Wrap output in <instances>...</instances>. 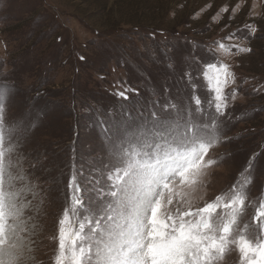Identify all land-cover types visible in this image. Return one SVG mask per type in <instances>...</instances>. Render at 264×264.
I'll list each match as a JSON object with an SVG mask.
<instances>
[{"label": "rangeland", "instance_id": "rangeland-1", "mask_svg": "<svg viewBox=\"0 0 264 264\" xmlns=\"http://www.w3.org/2000/svg\"><path fill=\"white\" fill-rule=\"evenodd\" d=\"M241 39L250 52L232 45ZM263 57L264 0H0V83L13 88L5 123L20 124L12 160L35 193L25 197L29 233L23 235L32 250L21 264H55L73 177L83 190L76 194L103 208L112 142L151 125L153 113L175 118L167 105L195 112L193 97L205 109L204 121L215 116L221 141L205 156L216 163L200 183L177 180L173 188L190 193L195 208L230 190L242 173L251 175V216L250 205L264 198ZM209 64L227 65L235 75L224 87L221 115L208 107L215 98L204 76ZM245 77L251 81L239 84ZM175 199L164 204L172 215ZM217 264H241L238 248Z\"/></svg>", "mask_w": 264, "mask_h": 264}, {"label": "snow or ice", "instance_id": "snow-or-ice-1", "mask_svg": "<svg viewBox=\"0 0 264 264\" xmlns=\"http://www.w3.org/2000/svg\"><path fill=\"white\" fill-rule=\"evenodd\" d=\"M207 68L204 76L215 93L208 107L214 104L215 113L221 115L227 108L224 87L235 83V75L227 65ZM12 90L11 85L0 83V264H21L31 259L26 254L32 250L23 235L29 233L23 217L30 207L25 197L35 193L20 162L12 160L19 146L13 137L20 124L5 123ZM117 95L127 99L125 91ZM192 99L195 112L190 105L183 109L167 105L175 118L161 119L153 113L151 125L112 142L106 194L110 200L103 208L93 209L82 194H76L83 190L72 178L74 194L59 220L55 264H217L233 248H238L241 264H264V198L250 205V216L246 201L251 175L242 173L230 190L195 208L190 193L173 188L177 180L193 188L200 183L206 169L216 163L205 161V156L221 141L222 128L215 116L204 121L199 97ZM254 166V159L250 160L246 171L250 173ZM174 198L172 215L164 204L173 205Z\"/></svg>", "mask_w": 264, "mask_h": 264}, {"label": "crops", "instance_id": "crops-1", "mask_svg": "<svg viewBox=\"0 0 264 264\" xmlns=\"http://www.w3.org/2000/svg\"><path fill=\"white\" fill-rule=\"evenodd\" d=\"M243 41V43H244V40L243 39H241L240 41H238L237 43H234L233 42V44L232 45H235V44H238V45H240L241 46V48L240 49H242V48H248V49H250V51L252 50V47L251 46H247V47H245L244 46V44H241V42ZM250 51H247V52H250ZM243 52V51H242ZM264 58V57H263ZM238 70H240V69H238ZM242 73H244V74H248L249 72H244V71H242V70H240ZM251 72H253V71H251ZM251 80H248L246 77H245V79L244 80H241V79H238V83L239 84H241V85H243V83H249Z\"/></svg>", "mask_w": 264, "mask_h": 264}, {"label": "trees", "instance_id": "trees-1", "mask_svg": "<svg viewBox=\"0 0 264 264\" xmlns=\"http://www.w3.org/2000/svg\"><path fill=\"white\" fill-rule=\"evenodd\" d=\"M71 179V178H70ZM67 181H68V179H67Z\"/></svg>", "mask_w": 264, "mask_h": 264}]
</instances>
